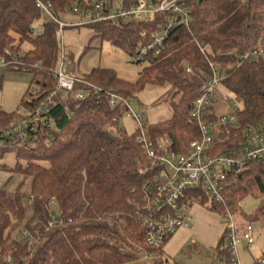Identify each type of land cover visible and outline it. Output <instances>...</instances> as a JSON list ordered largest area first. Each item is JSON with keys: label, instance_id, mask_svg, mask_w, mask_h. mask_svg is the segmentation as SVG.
Masks as SVG:
<instances>
[{"label": "trees", "instance_id": "1", "mask_svg": "<svg viewBox=\"0 0 264 264\" xmlns=\"http://www.w3.org/2000/svg\"><path fill=\"white\" fill-rule=\"evenodd\" d=\"M38 1L51 5L53 16L63 22L74 16L71 10L77 2L86 0ZM123 3L131 8L138 0ZM188 4L190 25L174 27L159 55L151 52L139 61L146 66L135 83L121 80L110 69L98 67L80 74L72 67L79 80L76 89L89 84L99 93L84 102L57 100L45 115L53 122L50 130H28L15 141L10 126L20 117L0 109V159L11 151L16 158L13 168L0 166L9 174L0 188V264H166L161 252L167 241L159 250L148 248L146 228L135 214L142 205V186L150 178L146 172L150 162L139 137L154 142L169 139L177 151L198 137L189 115L213 74L211 64L227 70L222 89L243 104L236 112L241 130H259L264 124V55L237 66L240 56L264 39V0H189ZM38 21L43 24L37 33ZM167 22V14L158 13L143 21L83 27L135 59ZM65 28L73 27L61 28L37 7V0H0V56L18 57L23 65L7 69L33 76L21 102L26 111H34L56 91L61 56L72 59L61 43L60 30ZM24 43L31 49L20 57ZM148 84L170 85L173 116L124 136L118 124L128 107L122 103L112 108L110 100L116 96L127 102ZM241 130L234 133L237 142L244 140ZM248 165V172L228 175L224 203L196 195L199 204L225 216L242 214L241 201L252 195L259 207L244 215L245 222L264 226V162ZM53 219L62 224L50 227ZM217 249L218 259L229 262L226 231ZM145 251L150 254L147 258Z\"/></svg>", "mask_w": 264, "mask_h": 264}, {"label": "built area", "instance_id": "2", "mask_svg": "<svg viewBox=\"0 0 264 264\" xmlns=\"http://www.w3.org/2000/svg\"><path fill=\"white\" fill-rule=\"evenodd\" d=\"M88 1V2H87ZM245 2V0H242ZM124 0H86L84 4L77 2L71 14L79 17L75 23L58 21L52 14L51 5H45L37 0V7L45 14L58 22L63 27H83L88 24L110 22L120 24L128 21H143L148 17H154L158 13L167 14L166 27L158 32L153 42L143 48L137 62L145 59L153 52L159 55L165 46L172 29L179 24L189 26L191 22L189 0H138L137 5L127 8ZM86 5V6H85ZM62 34V29L60 30ZM7 55L11 56L9 51ZM264 55V39L257 47L250 48L240 56L237 66ZM10 65H23L18 57L7 60L0 56V67L7 68ZM213 74L209 78L202 95L195 100L189 115V123L198 131V137L191 139L187 145H183L182 151H177L169 139H161L156 142L144 135L138 141L147 154L150 165L146 170L150 175L149 180L142 186V205L135 210L136 216L146 228V244L152 250H159L178 229H187L193 221L191 209L199 204L197 193L208 196L216 203L225 202V182L228 175L243 174L250 170L249 163L264 162V124L259 130L245 128L241 130L235 109L231 114L217 115L215 108L219 104H229L233 101L226 96L218 95L222 89V82L228 77L227 70L219 65H212ZM190 68L187 72H190ZM58 83L56 91L44 102L38 105L34 111H27L20 106L15 112L20 117L12 122L10 135L15 140L24 138L28 130L37 131L40 127L50 130L53 122L45 115L50 113L51 107L59 102L74 101L84 102L93 94H98L99 89L91 85L76 89L78 76L72 69L69 58L63 54L56 69ZM222 98V100H217ZM124 103L130 110L129 104L112 96L110 106L117 108ZM129 114V113H128ZM141 121L142 119L138 117ZM242 131L244 140L235 141L234 133ZM237 214V216H239ZM229 221L225 225L227 247L230 253V261L223 264H240L239 240H243L250 248L254 243L252 232L254 225L251 223L238 224L235 216L227 213ZM61 225L62 222L53 219L49 226ZM243 228L239 232V228ZM23 234H28L24 232ZM18 239V237H17ZM145 258L150 256L144 252ZM8 263L11 262L9 258ZM254 264H264V258L257 259Z\"/></svg>", "mask_w": 264, "mask_h": 264}, {"label": "rangeland", "instance_id": "3", "mask_svg": "<svg viewBox=\"0 0 264 264\" xmlns=\"http://www.w3.org/2000/svg\"><path fill=\"white\" fill-rule=\"evenodd\" d=\"M77 21L79 17L71 16L63 22L69 24ZM42 24L41 21L35 23L34 29L37 33L42 31ZM61 35L63 48L71 54L72 59L69 58L71 66L76 67L80 74H87L94 68L101 67L114 71L121 80L135 83L146 66V62L137 63L134 57L113 44L94 38V33L87 27L65 28ZM30 49L31 45L24 43L19 56H25ZM32 78L31 73L9 71L5 67H0V108L3 111L12 113L21 106ZM171 92L172 88L169 84L161 86L148 84L135 97L130 98L127 101L130 110H127L118 124L123 135H132L139 126L148 128L171 119L173 116L172 100L169 98ZM221 92L218 97L223 95L233 102L226 105L219 104L215 108L217 115L231 114L235 109L243 108L237 96L227 90L221 89ZM26 114L27 111L23 110L22 115L26 116ZM138 117L142 120L140 121ZM15 163L13 151L6 153L0 159V166L6 169L13 168ZM8 178L7 171H0V188ZM206 206L195 204L191 209L193 221L190 227L178 229L166 242L161 252L164 260L167 261L166 264H223L218 259L217 247L225 233V225L229 218ZM240 207L242 214L235 216V220L238 224H244L246 223L244 215L254 214L259 207V201L254 196L248 195L241 201ZM252 237L254 243L250 248L243 240L238 242L240 264H254L257 259L264 258V226L254 227Z\"/></svg>", "mask_w": 264, "mask_h": 264}, {"label": "crops", "instance_id": "4", "mask_svg": "<svg viewBox=\"0 0 264 264\" xmlns=\"http://www.w3.org/2000/svg\"><path fill=\"white\" fill-rule=\"evenodd\" d=\"M0 109H2V108H0Z\"/></svg>", "mask_w": 264, "mask_h": 264}]
</instances>
